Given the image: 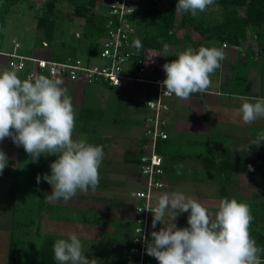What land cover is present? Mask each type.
Masks as SVG:
<instances>
[{"label": "rangeland", "instance_id": "rangeland-1", "mask_svg": "<svg viewBox=\"0 0 264 264\" xmlns=\"http://www.w3.org/2000/svg\"><path fill=\"white\" fill-rule=\"evenodd\" d=\"M50 1L17 0L15 4L4 1V9L8 8L9 12L4 17L3 25H0V51L12 52L13 42L16 41L20 45L19 53L27 56L41 58L52 55L53 59H59L71 55L83 59V50L79 46L82 45L83 30L90 21L89 11H86V16H77L74 2L58 0L54 31L49 34L51 38L37 26L40 17L49 16L47 6ZM78 2L96 7L99 13L107 11L104 0ZM151 2L153 3V0H149L150 8L159 7V4L153 5ZM177 3L178 0H167L168 6L176 7ZM181 18L182 12H177L176 19L179 24ZM190 18L188 29L173 30L171 33L176 37L170 45L168 56H163V51L146 50L151 70L147 78L161 77L164 80L162 69L165 63H169V58L171 62L186 48L200 47L194 42H188V36L194 34L192 40H201L208 34V26H211L210 29L215 28L224 21L222 10L218 6H210L206 11L198 12L196 17L191 15ZM145 30L148 38L155 36L153 28H143L139 24L137 39H143ZM253 37H248L239 47L229 45V49L225 51L233 59L228 66L225 63L231 76L224 72L222 84L225 86V81L231 78L234 82L231 89L238 94H245L248 80L253 77L251 69L256 65L242 63L246 56L241 60L242 55H253L251 50L247 52L249 43L255 41L256 47L262 53L260 56L264 57V40H254ZM219 42L214 40L204 42V45L215 47ZM260 69L257 94L264 97V61L261 62ZM5 70L14 71L9 67L8 58L0 56V72ZM16 73L21 80L27 79L26 73ZM218 75L216 70L211 76V89L217 86ZM254 78L257 79L256 72ZM62 86L67 89L76 112L73 139H83L90 144L103 146L104 159L99 169V186L95 191L89 189L88 192H78L69 200L49 201L52 186L43 176L51 175L50 165L58 157L42 155L34 162L23 146L18 147L11 138L0 141V150L8 157L7 166L0 173V264H39L41 247L47 237H54L56 240L67 239L73 232L80 238L86 257L101 260V264H135V258L130 254V246L137 234L136 208L142 202L136 199L134 194L145 186L138 164L133 163L131 158L141 153L146 128L143 118L149 113L145 102L155 99L156 87L133 84L122 89H113L98 83L78 84L65 80ZM176 98L175 96V100ZM237 102L235 105L241 107L239 99ZM126 104H129V109L133 105V109L127 111ZM173 120L171 121L174 129L178 130H173L169 143L162 146L161 153L167 157V166L174 173L166 177L168 186L159 192H183L213 213L217 210L220 200L225 197L247 203L254 217L250 233L256 241L257 233L264 235V156L258 158L261 153L264 154V143L257 147L245 141H237L239 139L236 140V137L228 138L227 141V138L222 139L217 135H214L216 140L213 142L212 139H207L208 132L218 128L208 125L200 127L202 124H199L198 119L190 123L185 120L184 125ZM260 123V132H264V119H260ZM190 125L194 131H186ZM256 137L257 135L254 138ZM249 146L253 152H257L253 153V158L245 153ZM225 151L229 154L226 155ZM223 158L231 159L241 166H257L258 171L254 174L223 178L225 176L220 173L210 171L205 163L209 160L214 165L215 160L218 163ZM181 164V174L177 175V168ZM38 175L41 176L39 183L36 180ZM152 203L154 204V199ZM189 214L185 212L177 216V228L189 227ZM161 227L159 223L157 231ZM12 248L15 252L13 260Z\"/></svg>", "mask_w": 264, "mask_h": 264}, {"label": "clouds", "instance_id": "clouds-1", "mask_svg": "<svg viewBox=\"0 0 264 264\" xmlns=\"http://www.w3.org/2000/svg\"><path fill=\"white\" fill-rule=\"evenodd\" d=\"M215 0H178L177 12H187L193 17L206 11ZM163 45V56H168L170 45ZM142 48L139 39L133 42ZM225 58L220 48L201 46L186 48L178 58L163 65L166 79L162 85L165 95H175L181 100L190 99L194 93H204L211 86V76L221 67ZM119 83V82H118ZM60 78L45 75L21 80L16 71L0 72V141L11 138L18 147L23 146L32 161L42 155H56L51 163V175L43 179L52 186L49 201L69 200L78 192L95 191L99 186V169L104 159L102 145H93L83 139H73L76 112L67 89ZM239 109L245 124L264 119V98L250 102L242 98ZM264 143V132L257 134L249 145ZM8 157L0 150V173ZM183 165L177 168L181 174ZM249 170H253L249 165ZM37 183L41 176L36 177ZM154 206L152 227L159 222V231L151 232V241L144 238L146 254L159 264H264V248L257 246L251 237L254 219L250 206L235 198L220 200L215 213L198 200L183 192H158ZM189 212V227L177 228L176 219ZM54 259L58 264H98L83 252V244L76 233L53 244Z\"/></svg>", "mask_w": 264, "mask_h": 264}, {"label": "built area", "instance_id": "built-area-1", "mask_svg": "<svg viewBox=\"0 0 264 264\" xmlns=\"http://www.w3.org/2000/svg\"><path fill=\"white\" fill-rule=\"evenodd\" d=\"M107 11L101 12L105 17V38L101 41V51L93 60L86 57L56 61L47 57H36L19 53L20 45L13 42L12 52L0 51V56L8 58L9 67L14 71L26 73L27 78L45 75L60 78L62 81L76 83H107L123 88L126 85L145 84L156 87L155 99L145 102L148 114L145 117L144 138L138 167L143 178V189L134 194L142 204L136 208L135 226L137 234L130 246V254L135 264H159L152 256L146 254L144 238L151 241L153 214L146 208L152 203L154 195L167 188L164 170L162 144L169 139L167 114L170 112V100L174 95H165L163 79H149V63L141 49L133 46L139 34L140 20L150 9L149 0H104ZM141 41V40H140ZM1 44V42H0ZM224 47L226 45L224 44ZM119 82V83H118Z\"/></svg>", "mask_w": 264, "mask_h": 264}, {"label": "trees", "instance_id": "trees-1", "mask_svg": "<svg viewBox=\"0 0 264 264\" xmlns=\"http://www.w3.org/2000/svg\"><path fill=\"white\" fill-rule=\"evenodd\" d=\"M11 2V4H15L17 0H0V25H3L4 17L7 14L8 8L4 9L5 3L3 2ZM75 4V13L77 16H86V11H89V23L85 26L82 35V45L79 46L83 51V56L89 60L95 59V57L101 51V41L105 38L106 29H105V17L99 11L97 12L96 7H89L84 3H79L78 0H70ZM58 0H51L48 3V12L49 16H42L38 19V28L42 29L47 36L51 37L52 32L55 27V9ZM92 2V1H91ZM152 3V2H151ZM153 5L159 4V7H152L148 10L147 14L140 20V25L143 28L149 29V27L153 28L155 32V36H151L152 38H148L147 31L145 30V36L141 40L142 48L141 49V57L144 56V52L146 49H151L153 51H163V45L160 41L164 43H168L172 45L173 41H175L174 34H171L173 30H186L190 25V17L191 14L187 12H182L181 23L177 22V11L176 7L168 6L167 0H153ZM151 4V5H152ZM152 5V6H153ZM94 6V5H93ZM213 6H218L221 8L224 21L218 26L212 27L210 30L207 29L208 38L209 39H218L220 43H226L225 45H232L235 47L241 46V44L250 36H254L253 38L263 39L264 40V0H215V4ZM52 16V17H51ZM54 17V18H53ZM47 37V39H49ZM187 39L191 40L192 36H188ZM51 40V39H50ZM196 46L198 45L195 40H193ZM42 41H40L41 43ZM44 42V41H43ZM42 42V43H43ZM46 42V41H45ZM199 42V41H198ZM264 46V44H263ZM199 48V47H198ZM264 49V48H263ZM48 57V56H46ZM52 60L56 61H64L68 58L74 59L75 56L68 55L63 58L53 59V56H49ZM76 83V82H74ZM100 85L109 86L113 89H122L115 86H110L107 83H98ZM125 87V86H124ZM125 109H129V104H126ZM133 109V105H132ZM91 111V110H90ZM147 142L146 138H144L143 143ZM169 143V139L165 142ZM163 143L162 146L165 144ZM143 144V145H144ZM142 145V146H143ZM142 153V150H141ZM140 154H135L131 161L133 163L138 164ZM226 155L229 152H224ZM247 156L254 157L252 152H245ZM257 154V153H256ZM255 154V155H256ZM263 153L260 154L258 158H263ZM167 157L164 156V170L166 177L170 175V173H174V171L170 170L167 166ZM220 162L214 161V165H212L209 160H206L205 163L209 166V170L213 172H218L220 175H223L227 178L232 175H242V174H254L258 171V167L251 165L253 170H249V165L241 166V164L232 161L228 158H223V160H219ZM217 163V164H216ZM251 163V162H250ZM223 190V189H222ZM225 191V190H223ZM56 241L54 237H47L43 245L41 247L40 252V262L39 264H58V262L54 259L53 254V244ZM257 246L260 248H264V235L261 233H257L256 235ZM14 248V247H13ZM12 248V260L14 249ZM89 258V257H87ZM93 259V258H89ZM96 259V258H95ZM97 260V259H96ZM262 260H264V255H262ZM98 264H101V260H97Z\"/></svg>", "mask_w": 264, "mask_h": 264}, {"label": "crops", "instance_id": "crops-1", "mask_svg": "<svg viewBox=\"0 0 264 264\" xmlns=\"http://www.w3.org/2000/svg\"><path fill=\"white\" fill-rule=\"evenodd\" d=\"M210 27L211 26H208L207 28L210 29ZM194 29L197 30V27H195ZM253 39L256 40L257 38L255 37ZM214 40H218V39H209L208 34H207L206 36L203 37V39L197 40L196 43L198 41H202L201 43L199 42L197 43L198 46L201 47V46H205L204 42H210V41L214 42ZM187 41L192 44L194 42L192 39L191 40L187 39ZM224 44L226 43L221 44L219 42V44L215 46L216 48L222 49L224 52V56H225L223 61H221V67L217 69L218 74H219L218 79H217L218 80L217 86L213 87V89L209 87V89L204 93H194L190 97V99H187V100L180 99L178 101V98H176L175 100V95L170 100L169 103H170L171 108H170V112L167 114L168 133H169L170 139H171L172 134L174 133L173 130H175L174 125L172 124V121H171L172 119H174L173 120L174 122L177 121L178 124L180 125H184L183 123H185V120H189V123H190L198 119L199 124L200 125L202 124L200 127L208 125L210 127L218 128V129H212L208 132L209 137L207 139L209 140L212 139L213 142L216 140L214 135H217V136H220L222 139L227 138L225 139L227 141H228V138L236 137V140L239 139L237 141H241V142L245 141V143L247 142L250 143L252 140L255 139L254 137L257 135L256 133L260 132V126H261L260 119L253 122L252 124L243 123L241 119V114L239 112L240 106L235 105V104L238 101V99L242 103L243 102L242 98H248L250 99V102H255L256 98H264V97H260V95L257 94L258 92L257 89L260 86V72H261L260 64L262 61H264V57L260 56L261 52L256 47L255 41H252L251 43H249L248 45L249 50L247 52L249 53V51L251 50L254 56L253 55L252 56L242 55L241 60H244L246 56V59L242 63H252V64L256 63V65H254L253 68L251 69L253 77L252 79L248 80L247 89L245 91V94L244 93L238 94V92H234L231 89L234 83L231 80V78H228L225 81V84H226L225 86L224 84H222L224 83V78H223L224 72L226 74L228 73L229 76H231L230 75L231 73H229V67H226L225 63L228 66V63L233 59L230 55L225 53V51L229 49V45L226 48H224L223 47ZM211 47H213V45H211ZM172 58L174 59L175 57H172ZM235 59L236 58H234V60ZM168 60L170 62V58ZM160 66L162 69V64H160ZM261 68L263 69V67ZM162 71H163V76L166 79V72L163 69ZM255 72H256L257 79L254 78ZM233 100H235L234 103L232 102ZM131 109H132V105H131ZM145 116L146 114L144 115V118ZM144 118H143V121H144ZM211 122H215V124L212 125ZM220 128H226L227 130L220 129ZM229 128L232 129V131H230ZM257 128H259V130H257ZM177 130L178 128L175 131ZM189 130L194 131L191 125L187 128L186 131H189ZM239 137H241L242 139L240 140ZM229 141H234V139H229ZM247 149H248L247 151L246 150L244 151L252 152V153L256 152V151L253 152L251 146H249Z\"/></svg>", "mask_w": 264, "mask_h": 264}, {"label": "water", "instance_id": "water-1", "mask_svg": "<svg viewBox=\"0 0 264 264\" xmlns=\"http://www.w3.org/2000/svg\"><path fill=\"white\" fill-rule=\"evenodd\" d=\"M130 109H131V106H130Z\"/></svg>", "mask_w": 264, "mask_h": 264}]
</instances>
